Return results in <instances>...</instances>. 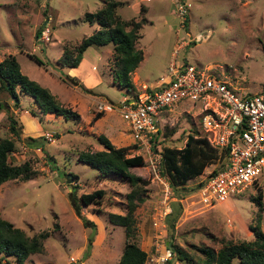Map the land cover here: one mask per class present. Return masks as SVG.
<instances>
[{
  "label": "rangeland",
  "instance_id": "1",
  "mask_svg": "<svg viewBox=\"0 0 264 264\" xmlns=\"http://www.w3.org/2000/svg\"><path fill=\"white\" fill-rule=\"evenodd\" d=\"M115 1L119 2L115 14L132 22L124 29L133 27L137 32L134 48L142 52L129 74L128 89L120 88L115 79L111 44L84 50L79 67L70 75L76 85L62 80L68 70L59 64L62 49H72L98 30V25L89 24L83 16L100 9L101 0H0V60L13 56L23 75L78 116L66 120L42 114L33 98L17 87L14 106L16 101L0 90V139L14 142L7 161L13 165L26 162L30 168L28 179L0 184V218L28 237L47 233L41 252L28 255L23 264H118L125 242L123 227L111 224L108 214H125L130 187L117 177H100L94 168L77 160L79 153L104 149L99 136L116 148L126 147L125 156L137 155L142 160L141 165L129 168L145 181L139 191L143 201L132 213L131 241L146 253L145 264H185L171 257L167 263H158L167 248L176 247L197 258L202 247L216 251L227 241L251 240L249 225L259 224L264 234V172L253 186L206 207L197 201L195 185L222 158L209 163L184 188L171 189L160 171L163 147L179 149L188 134L203 136L198 104L192 109L189 103L179 102L159 114L156 138L145 143L133 142L117 112L96 108L100 101L117 103L125 94H139L143 87L158 85L166 76L175 47L179 48L177 61L217 76L240 92L262 90L264 0H183L190 6L182 23L171 0ZM28 55L43 64H35ZM9 114L16 122L17 136L8 130ZM26 138L38 139L41 146L27 145ZM56 170L69 176L58 175ZM72 185L76 198L97 189L104 191L99 205L79 203L80 216L95 226L88 251L92 229L84 227L73 210L68 197ZM165 186L170 208L162 217ZM176 202L181 210L171 222ZM0 264L15 263L12 257L0 256ZM231 264L239 263L234 258Z\"/></svg>",
  "mask_w": 264,
  "mask_h": 264
},
{
  "label": "trees",
  "instance_id": "2",
  "mask_svg": "<svg viewBox=\"0 0 264 264\" xmlns=\"http://www.w3.org/2000/svg\"><path fill=\"white\" fill-rule=\"evenodd\" d=\"M101 2L103 4L100 9L94 13H85L83 16L84 21L89 24L95 23L98 25V30L89 36L83 37L72 49L64 46L59 57V64L61 67L77 69L82 54L87 47H99L111 44L114 64L117 67L115 79L120 88L128 89L131 86L129 74L142 59V52L134 48V42L138 37L137 32H135L133 27L129 30L124 29V27L129 26L132 22L123 21L115 14V9L119 5V2L115 0H101ZM134 27L137 28L136 24ZM28 57L37 65L43 64L35 55H28ZM62 80H66L74 85L77 84L74 78L66 74H63ZM16 87L19 92L33 98L42 114L60 115L66 120L78 117L76 112L60 105L46 88L41 87L23 75L19 71L15 58L8 56L0 60V90L8 93L12 99L17 100ZM16 105L17 101L14 103V106ZM7 119L8 130L17 136L15 129L16 122L12 114H9ZM157 133L152 136L153 139L156 138ZM98 140L102 144L103 150L79 153L77 160L94 168L100 177H117L129 185L130 191L126 195L125 214L109 213L108 221L111 224L123 227L125 242L118 259V264H145L146 253L131 241L134 236V230L131 227L133 224L132 213L135 207L143 201V197L139 195V191L145 181L131 173L129 168L141 165L142 160L137 155L131 157L125 156L126 147L116 148L104 136H99ZM25 143L37 147L41 146L39 140L36 138H26ZM13 150V140L9 138L0 139V184L10 179L26 180L29 177L30 168L26 162L13 165L7 161L8 155ZM41 150L43 151V149ZM218 158L222 157L217 153L216 149L208 144L204 137L188 134L183 147L179 149L163 147L161 149L159 153L160 171L167 177L168 185L171 189L184 188L189 179L199 175L204 167ZM51 168H53V164H51ZM56 174L69 176L68 174L59 173L57 170ZM71 177L74 178L75 176ZM75 188V185L71 186L68 197L82 225L92 229L91 234L87 237L86 251H88L91 247L95 226L91 221L80 216L79 203L83 205H99L104 191L97 189L90 193L80 194L76 198ZM196 188L197 186H195V190ZM174 205V215H171V222L181 210L178 202ZM173 209L171 212H173ZM248 228L253 235L251 240L227 241L216 251L209 247H202L199 250L197 258L179 248L172 247L170 250L172 254L171 259L174 258L185 264H231L232 259L236 258L239 264H264V234L260 230L259 224L249 225ZM46 237V232H40L37 235L28 237L21 229L0 218V256L4 258L12 257L15 264H23L28 255L41 252L42 241Z\"/></svg>",
  "mask_w": 264,
  "mask_h": 264
},
{
  "label": "built area",
  "instance_id": "3",
  "mask_svg": "<svg viewBox=\"0 0 264 264\" xmlns=\"http://www.w3.org/2000/svg\"><path fill=\"white\" fill-rule=\"evenodd\" d=\"M171 1L182 23L190 4ZM178 50L174 48L166 76L158 85L143 87L139 94H125L117 103L100 101L96 108L117 112L133 142L145 143L158 132L159 114L179 102L189 103L192 109L198 104L202 137L223 160L198 180L195 196L202 206H214L253 186L264 172V89L240 92L217 76L175 60ZM163 190L162 217L170 208L167 186ZM171 255L165 249L158 263H167Z\"/></svg>",
  "mask_w": 264,
  "mask_h": 264
},
{
  "label": "crops",
  "instance_id": "4",
  "mask_svg": "<svg viewBox=\"0 0 264 264\" xmlns=\"http://www.w3.org/2000/svg\"><path fill=\"white\" fill-rule=\"evenodd\" d=\"M78 64H79V63H78ZM77 66H78V65H77ZM67 69H68V70L66 71V75H68V76H70V75L72 76L73 74H71V72L76 70V69L73 70V68H67ZM71 76H70V77H71Z\"/></svg>",
  "mask_w": 264,
  "mask_h": 264
},
{
  "label": "water",
  "instance_id": "5",
  "mask_svg": "<svg viewBox=\"0 0 264 264\" xmlns=\"http://www.w3.org/2000/svg\"><path fill=\"white\" fill-rule=\"evenodd\" d=\"M15 100V99H14ZM16 101V100H15Z\"/></svg>",
  "mask_w": 264,
  "mask_h": 264
}]
</instances>
